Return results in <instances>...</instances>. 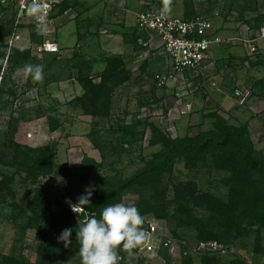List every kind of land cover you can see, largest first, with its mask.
<instances>
[{"label": "rangeland", "instance_id": "rangeland-1", "mask_svg": "<svg viewBox=\"0 0 264 264\" xmlns=\"http://www.w3.org/2000/svg\"><path fill=\"white\" fill-rule=\"evenodd\" d=\"M72 1L77 0H64L54 12L55 16L61 11L64 22L72 17L63 27L56 19L51 35L60 45L69 46L64 52L32 51L31 43L39 39L33 25L22 26L11 46L0 28V264H81L76 229L87 215L99 217L102 208L92 211L86 205L80 215L74 213L76 227L72 228L54 224L50 214L40 208L37 218L31 220L33 198L49 192L69 207V202L76 203L87 187L93 189L91 197L96 187L104 189L107 185L100 178H125L147 167L161 147L150 122L168 136H192L212 129L215 117L211 113L218 114L228 123L246 125L256 151L264 157V128L256 121L253 124L257 112L244 110L248 99L241 103L243 106H236V116L215 104V109L207 112L205 124L197 118L190 123V117L178 112L177 98L189 93L196 101L201 99L206 87L201 82L204 78L193 76L188 85L187 78L182 83L177 77L164 83L159 91H149L151 79L138 78L132 65L126 66L117 55L100 52V60H114L109 62L111 68L104 71L106 64H102L90 71V36L86 45H72L77 35L72 25L90 29V9L95 7L102 9L105 21L113 25L119 24V19L128 20L127 14L131 13L127 11L136 12L146 6L160 8L168 16H182L184 9L188 12L184 15L205 13L216 27L222 25L217 30L228 35L243 32L245 26L250 32L264 25V0H78L81 3L77 5ZM69 6L77 15L68 16ZM7 18L8 15L0 17V27L9 24L5 23ZM96 18L92 26H99ZM235 47L240 48L237 44ZM97 49L92 45L91 50ZM251 56L249 65L241 64L236 77L227 82L232 90L249 87V99L259 94L252 90L249 71L252 67L254 71L264 70V48ZM25 64H42L43 80H26L22 71ZM71 66L79 68L72 70ZM218 66L215 64L208 74L223 75ZM223 71L228 77V72ZM258 88L262 95V86ZM213 100L209 101L211 105ZM261 118L264 113L257 120ZM233 167L224 153L179 155L168 169L145 173L138 183L109 202L134 204L144 217L143 227L148 221H156L162 232L176 240L185 238L192 245L197 240H216L225 252L199 248L183 254L179 244L170 250L161 248L160 258L134 249L129 262L127 254L119 250L120 264H264L261 218L251 220L238 211L231 213L235 198L226 180L232 176ZM213 197L230 212L229 219L213 208ZM196 223L203 234L209 232L215 237L200 238ZM69 227L73 229L72 243L66 248L57 236Z\"/></svg>", "mask_w": 264, "mask_h": 264}, {"label": "built area", "instance_id": "built-area-1", "mask_svg": "<svg viewBox=\"0 0 264 264\" xmlns=\"http://www.w3.org/2000/svg\"><path fill=\"white\" fill-rule=\"evenodd\" d=\"M63 1L44 0L49 8L46 24L47 34H37L39 39L31 43V50L35 53L58 52L60 50L57 41L51 35L55 30V8ZM28 3H31V0H0V17L8 15L9 18H12V31L6 36L9 46L19 38L18 30L22 26L33 25L36 27L34 18L27 15L25 11ZM135 17L138 27L151 30L157 36L161 53L166 59V69L155 73L158 85L168 83L169 80L177 77L182 83L186 82L187 78V84L190 85L193 76L198 77L199 80L209 76L208 73L216 64L215 57H213L215 46L227 42H237L245 45L249 53H253L256 51L257 40L264 38V25H260L255 31L248 33L220 35L216 32L209 15L199 12L190 16H168L160 8L146 6L139 8ZM232 93L236 101L241 104L248 99L251 90L249 87H236L233 88ZM190 107L191 104L186 103L179 111L183 113ZM144 229L151 234V237L137 248V251L143 255L160 258L158 251L161 248L170 250L179 244L183 254L199 248H205L210 252H225L224 247L216 240H197L193 245L188 243L185 238L176 240L171 234L162 232L156 221H148Z\"/></svg>", "mask_w": 264, "mask_h": 264}, {"label": "trees", "instance_id": "trees-1", "mask_svg": "<svg viewBox=\"0 0 264 264\" xmlns=\"http://www.w3.org/2000/svg\"><path fill=\"white\" fill-rule=\"evenodd\" d=\"M6 22H9V24H6L5 28L0 27L2 28L1 33L5 31L3 35H8L12 31V18H7ZM110 60H112L111 62L114 61L111 58L106 59L107 63L104 71H108L111 68ZM211 115L215 117L214 127L206 131H200L192 136L171 137L160 129L156 123L150 122L153 134L161 144L160 149L154 154L153 162L125 178L112 176L100 178L101 182L107 186L104 189L96 187L94 195L90 198V205L87 207L92 211L103 208L119 192L138 183L145 173L153 170L168 169L176 156L187 154L199 156L210 151L224 153L234 163L232 176L226 180V184L235 198L231 213L238 211L251 220L261 218L264 223V157L256 151L246 125H234L226 122L218 114L211 113ZM95 142L97 147H99L100 145L97 141ZM212 206L222 216L225 215L229 219L228 214L230 212L221 201L213 197ZM37 208L47 211L54 224H65L70 227L73 225L76 227L74 225V212L58 196L48 192L40 198L36 194L33 198V207H30L32 214H34V217L30 218L31 220L37 218ZM192 222L194 223V220ZM196 227L200 238L215 237L209 232L206 235L203 234L199 223H196Z\"/></svg>", "mask_w": 264, "mask_h": 264}, {"label": "crops", "instance_id": "crops-1", "mask_svg": "<svg viewBox=\"0 0 264 264\" xmlns=\"http://www.w3.org/2000/svg\"><path fill=\"white\" fill-rule=\"evenodd\" d=\"M73 4H78L81 2L72 1ZM69 10H71V14L68 16H75L77 15V12L74 11L73 6L68 7ZM137 10V9H136ZM90 29L87 28V26H83L81 24L75 23L72 25L73 30L77 32L76 38L73 41L72 45L76 42L75 46L80 47L81 42L83 43V46L85 41L88 40V37L90 36V71H93L95 68H101L103 65L106 64V60L104 59L100 60V52H104L105 56H112L117 55L121 59H123V62L126 66H131V68L136 70V76L140 79L149 78L151 79V85L148 87L149 91L151 89H154V91H159L162 85H158L155 79V73L164 71L167 67V62L165 57L163 56V53H161V46L159 45V40L157 36L151 31V30H145L136 24V12L132 9V11H127V14L129 16L128 20H125L121 22L120 20L119 24H109L105 21L106 16L103 14V10L99 7H95L90 9ZM67 12V10H66ZM182 16H190V15H184L188 14V12L184 9L182 12ZM63 13L60 11L58 15H55V18L57 19L58 25L60 27H63V25L72 18L67 19L65 22L62 20ZM97 17L96 19L99 21V26H92L91 21L93 18ZM130 16H132V19H130ZM93 17V18H92ZM65 20V19H64ZM107 20V19H106ZM116 21V19H115ZM68 24V23H67ZM65 24V25H67ZM69 26V25H68ZM215 26V25H214ZM224 26V25H223ZM57 26V29L60 28ZM218 27V26H217ZM215 26V30L218 34L223 36L228 35H235V34H228L224 35L221 33V31ZM222 27V25H219L218 28ZM248 26H245V30L242 32L239 30L240 33H247L250 28L248 29ZM111 29V30H110ZM90 33V34H89ZM79 38V39H78ZM94 38V39H93ZM84 40V41H83ZM56 41L58 43V39L56 38ZM235 44H237L240 48L237 49L235 47ZM60 47V51L64 52L66 50H69V46L67 44L58 43ZM95 46L98 48L97 50H91V47ZM264 48V38L258 39L256 42V52H259ZM62 49V50H61ZM46 53H56V52H46ZM252 53H249L248 48L243 45L242 43L237 42H230V43H224L220 46H215L213 50V57H215V63H218V69L223 72V75L221 76H212L209 75L202 80L203 85H205V93L204 96L199 100L196 101L195 97H192V95H182L181 97L177 98L178 102L180 103L179 109L183 107L186 103H190L191 107L189 110L181 113L182 117H190L192 123V119L197 118L199 119L198 122H207V118L209 116L208 111L215 109L216 106L222 107L224 109H227L231 114H234L236 116V111L238 112V109L236 106L240 105L243 106L244 104L238 103L236 101L231 87L228 85V80L235 78L236 73L239 71V67L241 64H248ZM129 55V56H128ZM133 55V56H132ZM243 55V56H241ZM218 57V60L216 58ZM132 59L134 61V64H131V61H128V59ZM95 60H98L97 62ZM236 63H239L236 65ZM106 65H104L103 68H105ZM72 70H77L79 68L78 66H71ZM223 69H225L229 76L227 77V74L224 73ZM245 68H242L243 70ZM232 76V77H230ZM214 77H218L217 79ZM249 77L252 79V90L254 93L260 94V89L258 87L262 86V95L259 94H253L251 99L248 98V104L245 106L244 110L249 113V110L252 112H257L255 120L253 121V124H255V121L260 124V126H263L264 128V118H261V120H257L261 114L264 113V70L262 71L259 68H256L254 71V67L251 68L249 71ZM214 78V79H211ZM206 79H210L207 81ZM63 84V82H61ZM170 80L168 83L169 84ZM158 86H156V85ZM169 86V85H167ZM183 92V91H182ZM181 92V93H182ZM215 95V97H214ZM212 97L214 98L213 104L209 102L212 100ZM263 97V99L261 98ZM262 99V101H261ZM263 103V105H261ZM216 104V106H215ZM178 109V110H179ZM263 109L262 111H260ZM168 112V111H167ZM171 110H169L168 113H170ZM193 114H196L197 117H194ZM187 120V119H186ZM205 124V123H204ZM203 125V124H202Z\"/></svg>", "mask_w": 264, "mask_h": 264}, {"label": "clouds", "instance_id": "clouds-1", "mask_svg": "<svg viewBox=\"0 0 264 264\" xmlns=\"http://www.w3.org/2000/svg\"><path fill=\"white\" fill-rule=\"evenodd\" d=\"M27 15L33 17L39 35H46L48 6L44 0H31L26 4ZM23 75L27 80L31 77L33 82H41L44 77L42 64H25ZM93 189L87 187L85 194L78 198L76 203H70L69 207L77 215L90 205V197ZM144 217L134 204L114 203L104 206L97 217L94 214L87 215L79 221L76 229V240L79 243L78 255L81 264H120L122 257L119 250L127 254L129 262L134 257V249L147 242L151 234L144 229ZM73 229L65 228L57 236L58 242H63L64 247H69Z\"/></svg>", "mask_w": 264, "mask_h": 264}]
</instances>
